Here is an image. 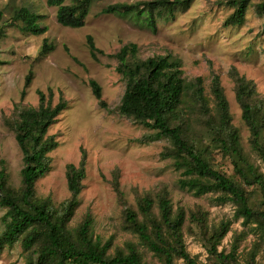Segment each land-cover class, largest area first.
<instances>
[{
  "label": "trees",
  "instance_id": "obj_1",
  "mask_svg": "<svg viewBox=\"0 0 264 264\" xmlns=\"http://www.w3.org/2000/svg\"><path fill=\"white\" fill-rule=\"evenodd\" d=\"M56 7V19L61 25L78 28L85 23L89 5L93 0H45ZM193 0H141L134 4L114 3L102 9L104 13L130 12L145 14L147 25L155 30V15L162 9L189 8ZM231 8L222 25L237 26L244 22L252 0H222ZM264 19V0L254 5ZM3 11L0 9V20ZM39 14L26 6L15 9L12 24L21 31L34 35L45 32L38 22ZM261 31L264 33V21ZM89 55L99 61L106 55L116 61L115 70L124 81V91L118 112L148 130L139 143L165 138L168 144L159 152L169 158L179 170L178 184L195 195L213 192L218 203L234 205V218L243 225H252L264 237V98L255 82L230 67L228 76L233 83L234 97L241 111V119L248 129L251 151L260 160L256 164L242 143L239 128L232 123L229 103L217 73H212L209 94L201 76L186 78L182 60L171 52L139 56L135 43H126L113 53L98 48L92 35H86ZM52 46L44 39L38 52L46 54ZM31 81L25 77L24 87ZM88 84L98 105L106 108L101 87L94 79ZM25 90H22V95ZM36 105H16L5 122L14 132L15 141L22 154V167L18 187H13L3 162L0 166V207L3 229L0 232V251L19 242L26 259L24 264H146L136 243L126 241L123 246H112V239L101 241L93 231V216L87 209L80 221L71 226L70 221L78 205L79 194L86 176V156L65 165L68 197L58 204L36 194V182L45 176L51 163L50 153L59 142L49 127L66 106L63 99L52 102V91L46 94L37 90ZM216 155L227 160L231 171L221 168ZM111 185L121 206L122 227L135 234L140 245L146 247L161 264H197L187 251L183 226L187 212L182 206L174 207L166 185L154 191L136 193L135 205L129 203L121 190L119 169L112 171ZM202 245L212 264H238L237 248L242 234L235 235L228 252L219 250L223 238L230 230V220L209 225L207 211L195 205L188 211ZM256 245L243 264H258ZM264 264V263H262Z\"/></svg>",
  "mask_w": 264,
  "mask_h": 264
},
{
  "label": "rangeland",
  "instance_id": "obj_2",
  "mask_svg": "<svg viewBox=\"0 0 264 264\" xmlns=\"http://www.w3.org/2000/svg\"><path fill=\"white\" fill-rule=\"evenodd\" d=\"M141 0H93L82 27L61 25L56 19V7L45 0H0L3 17L0 20V166L3 162L9 183L19 186L22 154L15 141L14 132L5 122L16 105H36L37 90L46 94L52 91V102H66L57 120L49 127L56 134L58 146L51 157L48 173L36 182V194L58 204L68 197L65 165L77 163L81 153L86 156V176L79 194L78 205L70 225L75 226L87 209L93 216L94 234L105 241L112 239V246H123L126 241L136 243L146 264H161L157 257L129 230L122 227L121 206L111 185L112 171L119 169V183L127 201L135 205L136 193L154 191L166 185L174 207L182 206L187 212L183 226L187 251L197 264H212L202 245L188 211L195 205L207 211L209 225L230 220V230L223 238L219 250L228 252L233 237L240 235L237 263L243 264L248 253L256 245L255 260L264 263V237L260 231L243 225L241 218H234L232 203H218L213 192L195 195L178 184L179 170L169 158L159 156L168 144L165 138L139 143L137 140L150 130L135 124L118 112L124 91V81L115 70L116 61L99 54L94 61L86 44V35H92L96 46L105 53H113L126 43H135L139 56L171 52L182 60L183 74L190 79L201 76L206 93L212 73L220 76L229 103L232 123L239 128L241 143L251 153L252 159L262 166L251 151L248 129L241 119L233 83L228 76L230 67L252 79L264 98V33L263 17L254 8L259 0H252L244 22L237 26H223V19L231 8L222 0H193L189 8L162 9L155 15V30L145 19V14L130 12L104 13L102 9L114 3L134 4ZM72 0H65L70 4ZM26 6L39 14V24L45 32L34 35L21 31L19 24H12L15 9ZM52 46L44 55L38 52L43 40ZM31 73V81L24 87L25 77ZM94 79L101 87L106 108L98 105L88 84ZM25 93L22 95V90ZM221 168L230 172L227 160L215 157ZM0 207V232L3 229ZM26 259L19 242L0 251V264H24ZM175 264H183L176 259Z\"/></svg>",
  "mask_w": 264,
  "mask_h": 264
}]
</instances>
